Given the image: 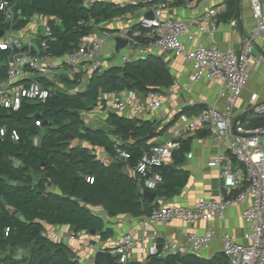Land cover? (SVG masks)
I'll use <instances>...</instances> for the list:
<instances>
[{"label":"trees","instance_id":"obj_1","mask_svg":"<svg viewBox=\"0 0 264 264\" xmlns=\"http://www.w3.org/2000/svg\"><path fill=\"white\" fill-rule=\"evenodd\" d=\"M2 1L13 6L16 33L29 27L35 17H46L52 30L46 52L61 57L74 53L84 37L95 34L102 24L115 18L145 7L156 8L163 2L181 6L191 0ZM225 2L226 11L219 19L238 17L242 0ZM5 21L6 13L0 10V33L9 29ZM137 28L140 25L131 29ZM141 31L143 36L137 41L145 46L146 30ZM8 55L0 49V83L7 81ZM33 81L51 91L49 98L25 100L16 111L0 106V128L6 130L0 137V264H82L69 246L47 236V228L69 226L76 234L95 230L101 242H106L113 231L106 228L96 208L109 217L149 216L159 203L150 202L145 196L148 189L144 181L126 167L134 169L143 153L169 127L161 128L157 122L124 117L114 111L108 112L104 127H91L83 116L100 106L105 94L161 92L174 84V78L162 57L148 55L93 73L81 92H70L79 86V77L61 76L58 81L65 89L41 76ZM102 102L105 110V101ZM248 127L264 128V113L252 114ZM192 140H178L173 162L155 168L162 176L153 191L158 199L174 197L187 184L189 173L181 166ZM118 143L130 154L127 162L114 158ZM97 149L112 160L107 163L100 159ZM105 252L104 259L96 264H229L225 254L212 261L188 253L151 256L145 263H121L109 250Z\"/></svg>","mask_w":264,"mask_h":264},{"label":"built area","instance_id":"obj_2","mask_svg":"<svg viewBox=\"0 0 264 264\" xmlns=\"http://www.w3.org/2000/svg\"><path fill=\"white\" fill-rule=\"evenodd\" d=\"M248 1L255 26L253 32L245 38L241 52L232 48L221 50L214 42L208 46L199 45L194 49L187 48L186 42H191L196 38L192 33V24L165 16L169 3L163 2L153 9V19L144 17L140 21L138 24L140 28L122 29L112 33L104 32L100 35L91 34L81 40L74 53L61 57L46 52L47 40L52 35L46 17L43 18L41 32L18 35L14 30L13 6L2 1L0 10L6 13L5 22L9 23V29L0 38V49L9 52V55L6 60L7 81L0 88V106L16 111L25 100L45 101L49 98L51 91L33 81L37 76L49 80H58L63 75L70 79L79 77V86L70 92L83 91L90 76L103 70L99 57L105 51L109 41L112 40L116 44L117 38L127 40L131 48L145 47L146 50L173 52L192 66L187 89L202 80H215L221 85L223 96H226L225 90H229L226 108L220 111L214 107H207L197 116L175 127L174 138L167 140L164 144H155L143 153L135 168L131 170L133 175L143 180L148 191L153 192L162 182V176L155 172V168L167 166L173 162V153L179 147L177 138H188L206 127L210 128L217 140L223 143L225 151L245 167L246 175L241 170H234L228 165L224 166L226 155L221 153L211 161V165L221 170L220 178L224 191L218 198L201 197L190 207L162 205L155 208L149 216L142 218L140 224L147 231L155 224L173 220H179L192 226L200 220L222 221L232 204L246 205L243 219L247 227L245 235L247 242L240 243L228 233H224L223 253L229 264H264V128L255 130L245 128L241 121L233 119L232 115L236 101L249 81V66L254 59L253 50L259 42L264 54V0ZM142 29L146 30L145 37L148 40L145 46H141L137 41L143 36ZM200 30L204 34L209 33L205 25H201ZM214 32L215 29L210 32L211 38ZM128 61L127 56L122 58L123 65ZM59 87L65 89L62 85ZM166 93V89L161 92L148 93L145 95L147 99L145 105L133 93L130 95L112 94L110 99L107 98L109 94L103 97L107 101L106 107L114 112H120L124 108H132L135 111H160L166 100ZM252 103L258 114L264 113V105L257 106L256 97L253 98ZM5 134L6 130L0 128V137H4ZM13 139H18L16 133H13ZM119 145L118 143L116 146L114 158L127 162L130 154L121 149ZM213 234L212 228L208 229L204 235L191 232L186 243L174 238H167L159 243L153 236H150L148 237L149 244L141 245L133 233H126L109 251L121 263L129 262L130 252L134 249H137L144 258L199 254L210 246ZM47 236L55 241L60 239L54 232L48 231ZM88 236L87 233H73L67 238L73 242L83 243Z\"/></svg>","mask_w":264,"mask_h":264},{"label":"crops","instance_id":"obj_3","mask_svg":"<svg viewBox=\"0 0 264 264\" xmlns=\"http://www.w3.org/2000/svg\"><path fill=\"white\" fill-rule=\"evenodd\" d=\"M225 0H191L181 6H169L165 11V16L174 17L187 23L192 24V33L196 38L191 42H186L187 48L194 49L199 45H210L213 42L221 50H228L232 48L237 52H241L244 47V40L252 32L255 26V21L252 16L251 6L248 0H242L239 15L236 18L228 21H221L219 17L226 11ZM154 7H145L134 14H129L124 17L115 18L109 22L102 24L101 30L96 32L100 35L104 32H116L122 29H131L137 26L140 21L152 12ZM44 17H35L31 21V25L19 34H31L42 31V23ZM207 26L209 33H203L200 26ZM215 29L213 38L210 32ZM134 50L133 57L130 58V51L121 54L116 51V44L108 43L105 51L99 57V62L104 68L113 66H122V58L128 57L129 61H137L145 58L148 55H157L163 58L169 68L173 78L174 84L167 88L166 100L163 108L160 111H135L132 108H124L117 112L120 115L128 118H139L143 120H150L160 124V127L168 125V130L154 141L155 144H164L167 140L174 138V129L182 125L186 120L197 116L203 109L207 107H214L220 111L226 108V99L229 90H225L226 96L222 95V87L215 80H202L187 89V83L192 73V66L183 58L177 57L173 52H160L155 50H146L145 47L130 48ZM254 59L249 66L250 78L247 82L245 90L237 99L233 108V119L240 120L245 128L248 127L252 114H257L252 103L253 98L256 97V105H264V54L260 42L253 50ZM54 82L57 80H53ZM3 83H0V88ZM58 86L59 83H56ZM172 89V91H168ZM165 90V89H164ZM136 94L140 101L145 105L147 99L144 94L135 92H126L125 94ZM109 94L107 98H111ZM108 99V100H109ZM105 104L107 101L103 97ZM107 106V105H105ZM109 111L106 107L103 110L102 119L105 121ZM251 111V112H250ZM91 127H97L92 126ZM201 134H203L201 136ZM192 138L191 150L186 156L185 162L181 168L189 173V180L187 184L179 190V192L172 198L158 199L155 202L162 205H180L193 206L196 201L205 197L207 199L218 198L224 191L222 180L220 178L221 170L217 166L211 165V161L217 158L221 153L226 155L224 166H230L234 170H241L246 175L245 167L240 164L230 153L226 152L223 143L218 141L215 134L206 127L188 138L179 137L177 141ZM264 146V140H263ZM179 148V147H178ZM177 148V149H178ZM96 153L100 159L105 162H110V158L102 150L97 149ZM127 171L133 175L130 167H126ZM154 202V203H155ZM246 205L238 203L232 204L226 213L224 220L205 221L200 220L195 225H189L179 220H173L166 223H159L151 226L149 230H144L141 226L142 218H134L130 215H120L117 217H109L102 209L96 208L95 211L105 221L106 228L113 231V236L106 242H102L100 235H91L83 243L70 241L68 236L74 231L69 226H49V232L58 234L59 240L57 242L66 244L75 253V256L82 264L93 263L97 252L104 251L103 249H112L115 247L118 240L126 233H133L141 245H148L153 236L157 242L162 243L164 239L174 238L175 240L186 243L188 235L195 232L199 235H204L208 229L212 228L214 231L213 240L210 246L201 251L199 255L201 258L212 261L217 255L223 253V235L228 233L240 243H246L245 235L247 227L243 219V212ZM68 237V238H67ZM63 238V239H62ZM65 238V239H64ZM93 246V248H91ZM148 258L140 255L137 249L130 252L128 263H145ZM228 260V259H227Z\"/></svg>","mask_w":264,"mask_h":264},{"label":"rangeland","instance_id":"obj_4","mask_svg":"<svg viewBox=\"0 0 264 264\" xmlns=\"http://www.w3.org/2000/svg\"><path fill=\"white\" fill-rule=\"evenodd\" d=\"M31 25V24H30ZM110 43L114 44L115 43L111 40L109 41ZM131 47L128 46L126 47L125 49L121 50V54L123 53H128V50H131L130 49ZM133 54H134V50H131L130 51V58L133 57ZM56 83H59V81H55ZM103 100H101V103H100V106L96 107L93 111L91 112H87L84 114V120L86 122L87 125H92V126H97V127H104L105 125V121L102 119V112H103V109H102V102Z\"/></svg>","mask_w":264,"mask_h":264},{"label":"water","instance_id":"obj_5","mask_svg":"<svg viewBox=\"0 0 264 264\" xmlns=\"http://www.w3.org/2000/svg\"><path fill=\"white\" fill-rule=\"evenodd\" d=\"M146 17L147 18H150V19H153V17H154L153 11L152 12H149ZM3 35H4L3 32L0 33V38H2ZM127 46H128V41L127 40H123V39H120V38H117L116 39V51L118 53L121 50L125 49ZM145 196L149 198V200H150L151 203H154L155 200H156V198H157V195L154 192H151V191H146L145 192ZM89 234H91V235L94 236V235H96V231L95 230L90 231ZM105 254H106L105 251H99V252H97L96 257H95V259L93 261V264H96V263L100 262L101 260H103L104 257H105Z\"/></svg>","mask_w":264,"mask_h":264}]
</instances>
